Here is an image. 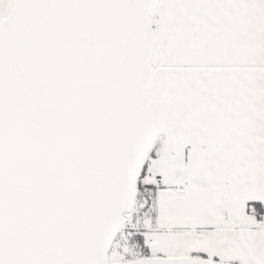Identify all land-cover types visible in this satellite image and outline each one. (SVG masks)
Listing matches in <instances>:
<instances>
[{"label": "snow or ice", "instance_id": "snow-or-ice-1", "mask_svg": "<svg viewBox=\"0 0 264 264\" xmlns=\"http://www.w3.org/2000/svg\"><path fill=\"white\" fill-rule=\"evenodd\" d=\"M0 264H264V0H0Z\"/></svg>", "mask_w": 264, "mask_h": 264}]
</instances>
